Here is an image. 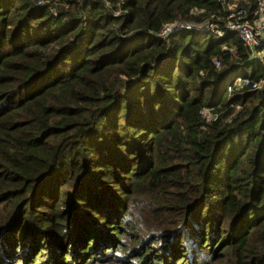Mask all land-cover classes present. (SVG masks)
Returning a JSON list of instances; mask_svg holds the SVG:
<instances>
[{"label":"trees","instance_id":"16d2710c","mask_svg":"<svg viewBox=\"0 0 264 264\" xmlns=\"http://www.w3.org/2000/svg\"><path fill=\"white\" fill-rule=\"evenodd\" d=\"M225 5L0 0V264H264L263 48L161 35Z\"/></svg>","mask_w":264,"mask_h":264},{"label":"built area","instance_id":"2783aa9c","mask_svg":"<svg viewBox=\"0 0 264 264\" xmlns=\"http://www.w3.org/2000/svg\"><path fill=\"white\" fill-rule=\"evenodd\" d=\"M226 4L228 10L227 21L223 23H216L213 20H207L201 24H194L189 21H178L169 23L164 26L161 35L167 37L173 32L181 29H193L197 31H211L216 36H224L225 30L236 33L239 38L249 47L258 48L264 47V0L258 1V8L251 15L245 6H240L239 0H220ZM264 56V48L260 56ZM216 65L220 66V61H216ZM264 84V79L253 82L250 76L239 74L233 82L229 84L228 91L233 92L242 89L248 85L253 88H261ZM203 115L207 119L214 117L211 108L207 107L202 110ZM216 118V117H214Z\"/></svg>","mask_w":264,"mask_h":264},{"label":"rangeland","instance_id":"374dc122","mask_svg":"<svg viewBox=\"0 0 264 264\" xmlns=\"http://www.w3.org/2000/svg\"><path fill=\"white\" fill-rule=\"evenodd\" d=\"M262 48H264V47H262ZM261 53H262V51H257L256 52L257 55H260Z\"/></svg>","mask_w":264,"mask_h":264}]
</instances>
